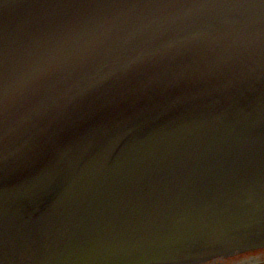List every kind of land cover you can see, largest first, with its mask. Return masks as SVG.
<instances>
[{
    "label": "water",
    "instance_id": "1",
    "mask_svg": "<svg viewBox=\"0 0 264 264\" xmlns=\"http://www.w3.org/2000/svg\"><path fill=\"white\" fill-rule=\"evenodd\" d=\"M263 246L264 0H0V264Z\"/></svg>",
    "mask_w": 264,
    "mask_h": 264
},
{
    "label": "flooded vegetation",
    "instance_id": "2",
    "mask_svg": "<svg viewBox=\"0 0 264 264\" xmlns=\"http://www.w3.org/2000/svg\"><path fill=\"white\" fill-rule=\"evenodd\" d=\"M264 264V247L247 250L243 252H235L227 256H219L196 264Z\"/></svg>",
    "mask_w": 264,
    "mask_h": 264
},
{
    "label": "snow or ice",
    "instance_id": "3",
    "mask_svg": "<svg viewBox=\"0 0 264 264\" xmlns=\"http://www.w3.org/2000/svg\"><path fill=\"white\" fill-rule=\"evenodd\" d=\"M208 264H213V262L212 261H209Z\"/></svg>",
    "mask_w": 264,
    "mask_h": 264
}]
</instances>
